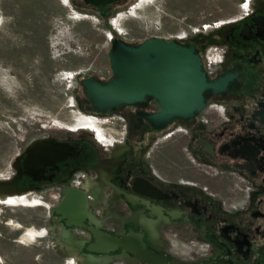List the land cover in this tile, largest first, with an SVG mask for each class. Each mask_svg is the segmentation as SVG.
Listing matches in <instances>:
<instances>
[{"label":"flooded vegetation","instance_id":"flooded-vegetation-1","mask_svg":"<svg viewBox=\"0 0 264 264\" xmlns=\"http://www.w3.org/2000/svg\"><path fill=\"white\" fill-rule=\"evenodd\" d=\"M138 1L69 0V6L109 17ZM239 7L227 20L171 39L195 47L208 83L231 76L222 93L207 89L200 111L162 129L147 119L160 111L151 97L105 112L91 103L96 118L109 123L107 133L80 129L33 139L9 175L0 176L8 184L0 204L41 199L45 234L64 255L63 220L53 210L76 192L94 224L65 227L87 242L82 252L96 241L95 230L119 240L137 236L157 264H264V0H242ZM37 141H45L44 158L27 152ZM111 264L147 263L127 254Z\"/></svg>","mask_w":264,"mask_h":264},{"label":"rangeland","instance_id":"rangeland-1","mask_svg":"<svg viewBox=\"0 0 264 264\" xmlns=\"http://www.w3.org/2000/svg\"><path fill=\"white\" fill-rule=\"evenodd\" d=\"M241 3L139 0L107 17L80 12L69 0H0V176L9 175L15 156L46 133H107L109 123L85 102L81 81L112 74L111 38H180L229 19ZM46 216L36 196L0 204V264H82L46 236ZM30 229L37 233L33 240L25 235Z\"/></svg>","mask_w":264,"mask_h":264},{"label":"water","instance_id":"water-1","mask_svg":"<svg viewBox=\"0 0 264 264\" xmlns=\"http://www.w3.org/2000/svg\"><path fill=\"white\" fill-rule=\"evenodd\" d=\"M117 0H87L96 6H107ZM109 50L113 78L107 81L89 76L81 81L87 99L93 110L105 112L122 105L143 102L146 97L155 99L160 111L147 115V119L158 129L166 127L175 118H189L205 105L204 92L212 89L215 94L222 93L231 80V76L219 78L208 83L202 67L201 57L193 45H182L175 40L163 37H150L137 46L111 38ZM27 152L36 158L45 157V141H37ZM7 183L0 182V195ZM57 205L53 211L60 216L62 230L59 235L61 244L67 253L82 264H111L124 259V255L134 254L143 263L157 264L153 254H149L135 235L116 239L93 231L96 241L87 247L88 253L82 252L84 240L65 227H81L84 221L94 225L86 215V201L79 199L76 192ZM121 248V254L111 255Z\"/></svg>","mask_w":264,"mask_h":264},{"label":"bare ground","instance_id":"bare-ground-1","mask_svg":"<svg viewBox=\"0 0 264 264\" xmlns=\"http://www.w3.org/2000/svg\"><path fill=\"white\" fill-rule=\"evenodd\" d=\"M36 234H37V233H36ZM36 234H35V232H34L33 229H30V230H28V231L26 232L25 235L28 236L30 240H33V239H35ZM1 261H2V258L0 257V262H1Z\"/></svg>","mask_w":264,"mask_h":264},{"label":"trees","instance_id":"trees-1","mask_svg":"<svg viewBox=\"0 0 264 264\" xmlns=\"http://www.w3.org/2000/svg\"><path fill=\"white\" fill-rule=\"evenodd\" d=\"M81 88H82V91H83V94H84V100L88 103V104H91V102L87 99V96H86V93H85V90H84V87L81 85Z\"/></svg>","mask_w":264,"mask_h":264}]
</instances>
